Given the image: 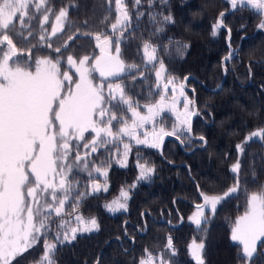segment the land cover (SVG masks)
<instances>
[{
    "label": "trees",
    "instance_id": "obj_1",
    "mask_svg": "<svg viewBox=\"0 0 264 264\" xmlns=\"http://www.w3.org/2000/svg\"><path fill=\"white\" fill-rule=\"evenodd\" d=\"M124 3L131 19L122 36L120 31H111V25L117 20L115 0H48L49 23L38 26L34 19L31 35H14V42L18 48L30 51L29 60L34 61L58 55L39 40L41 34L52 42L53 48L62 45L68 36H75L70 42V46L75 45L72 48L75 56L98 55L94 37L108 35L114 43L119 42L125 64L137 65L136 69L126 67L124 75L111 81L120 83L126 96L134 103L138 101L142 111L145 104L158 99L156 93L161 91L156 87L158 65L154 68L147 64L141 54L144 41H151L157 46L158 59L166 66V75L180 82L190 77L185 90L190 99H193L191 90L196 95L198 114L192 137L181 134L180 142L186 151H191L205 144L199 140L203 136L207 146L187 154L177 140L167 139L161 157L158 148L130 144L126 166L117 162L120 159L117 145L99 148L88 159L97 166L108 165L106 178L93 177L108 184L107 191L92 194L87 173L81 172L78 177L85 186L80 191L88 192L79 201V214L85 219L95 218L99 230L77 234L70 243H57L55 264H96L97 260L100 264H138L147 253L170 257L171 264H196L188 251L193 241L204 244V264H245L241 248L232 241L231 235L234 222L247 210L250 193L264 186V140L246 139L253 131L264 128V28L259 27L264 17L251 10L238 9L224 15L226 29H230V45H227V31L219 29L213 35V25L221 13L230 10L228 0H141L139 5L135 0H125ZM61 8L68 10L66 20L62 21L64 31L53 37L51 25ZM169 15L173 22L161 25L162 17ZM153 16L157 23L153 22ZM161 26L163 31L157 32L156 28ZM230 49L236 51L226 61L227 76L222 89L213 92L223 80L222 61ZM61 68L65 70V65ZM113 104L117 105L118 100ZM118 107L126 106L119 104ZM113 110L118 118L131 117L130 112ZM162 117H166L164 126L170 130L175 118L169 114ZM113 124L115 131V121ZM238 145L242 146V152ZM118 146L122 152L123 146ZM237 162L240 169L234 173L231 169ZM140 163L154 167L155 172L132 189L138 181L137 164ZM237 183L238 192L222 200L214 213L207 212L199 228L188 221L194 204L201 202L198 188L202 195L221 196ZM125 187L130 190L127 210L110 214L105 205ZM71 204L70 200L65 205L62 217L52 214L48 221L50 231L17 257L21 264H38L45 239L55 242L60 222L67 221V227L76 226L75 215H67ZM180 217L183 223L174 227L180 223ZM169 237L175 248L174 256L166 247ZM259 245L253 264H264V249Z\"/></svg>",
    "mask_w": 264,
    "mask_h": 264
},
{
    "label": "snow or ice",
    "instance_id": "obj_2",
    "mask_svg": "<svg viewBox=\"0 0 264 264\" xmlns=\"http://www.w3.org/2000/svg\"><path fill=\"white\" fill-rule=\"evenodd\" d=\"M135 3L139 5L141 0ZM230 5L233 9L251 10L264 17V0H230ZM115 7L119 16L111 28L115 32L119 26L122 36L127 26L125 22L131 17L124 0H115ZM50 14L48 0H0V264H21L17 257L32 248L41 235L46 236L52 214L62 217L65 205L71 200L67 215H75L76 226L67 227V221L60 222L55 242L45 239L44 252L38 261V264H55L53 256L57 243H70L77 233L99 230L95 218L85 219L79 214V201L88 192L80 191L85 186L80 184L78 177L81 172L87 173L92 194L107 191L93 178V173L106 178L108 165L97 166L88 157L96 154L99 148L114 144L120 155L117 162L126 166L131 145L123 137L151 148H159L168 136L179 139L182 134L191 139L188 134L192 132V117L198 114V109L193 107L194 100L185 93V83H177L175 77L165 75L167 69L157 57V46L149 40L144 41L141 54L154 68L158 65L156 87L163 94L158 91V99L143 106L146 113L141 111L138 101L134 103L126 96L120 83L109 79L119 77L126 67L136 69L137 65L125 64L119 44L113 48L114 42L108 35H95L98 55L75 56L72 54L75 45L70 46L75 36H68L67 41L53 48L52 42L41 34L39 40L58 55L30 61L31 52L18 48L13 36L31 35L33 20L38 26L47 25ZM67 16L68 10L61 8L51 25V36L64 31L62 21ZM153 22L157 23L154 16ZM171 22L169 15L162 17L159 23ZM259 27L264 28V20ZM221 28H226L223 13L213 25V35ZM156 31H163V27H157ZM62 63L67 70H61ZM94 73H98L99 80ZM116 100L118 104L114 105ZM119 104L126 107L119 109ZM113 109L130 112V119L118 118ZM165 112L175 115L170 130L164 126L166 117H162V113ZM86 133L94 135L86 138ZM252 137L264 140V128L253 131L246 139ZM199 140L206 143L203 136ZM238 148L243 151L242 146ZM138 167L141 180H148L155 172L154 167L146 163ZM239 169L237 162L231 170L238 173ZM238 189L237 183L225 195L235 194ZM128 199L130 194L124 191L121 199L106 204L105 208L111 213L126 211ZM221 199L218 195H203V204L196 206L191 217L198 228L205 218V207H210L214 213ZM247 204L245 213L234 222L231 239L242 245L241 259L245 264H253L258 242L264 240V186L250 193ZM259 246L264 249V243ZM166 247L174 256L170 237ZM203 249L202 242L193 241L190 246L196 264H204ZM138 264H171V259L147 253V258Z\"/></svg>",
    "mask_w": 264,
    "mask_h": 264
},
{
    "label": "rangeland",
    "instance_id": "obj_3",
    "mask_svg": "<svg viewBox=\"0 0 264 264\" xmlns=\"http://www.w3.org/2000/svg\"><path fill=\"white\" fill-rule=\"evenodd\" d=\"M125 1V0H124ZM117 11V10H116ZM118 16H119V13L117 12V19H118ZM54 21H55V19H54ZM129 21H127V22H125L126 24L128 23ZM54 23V22H53ZM111 31H113L112 30V28H111ZM116 31H120V28H119V26H118V28L116 29ZM115 31V32H116ZM114 32V31H113ZM119 44V42H115V43H113V48H115V46H116V44ZM98 53H99V49H98ZM147 62V61H146ZM147 64H149V63H147ZM62 66H64V64L62 63ZM61 70H62V68H61ZM65 70H67V68H66V65H65ZM62 71H64V70H62ZM127 72V68H126V70H125V72L123 73V74H121L120 76H122V75H124L125 73ZM166 75V74H165ZM94 76L97 78V80H99L100 78H99V75H98V73H94ZM119 76V77H120ZM116 78H118V77H116ZM116 78H109L110 80H113V79H116ZM176 80V79H175ZM176 82L177 83H179L180 81H178V80H176ZM105 83H107V81H105ZM158 83V82H157ZM185 93H186V90H185ZM161 94H163L162 93V90H161ZM171 95V92H169V96ZM186 95L189 97V95L186 93ZM190 98V97H189ZM183 103V99L181 98V104ZM142 112H144V113H146V109L143 107L142 108ZM164 114H169V115H171L173 118H175V115L173 114V113H168V112H165V113H162V115H164ZM158 119H160V118H158ZM150 127V126H149ZM87 134H89L90 136H92V135H94V134H92V133H86V135ZM252 138H257V137H252ZM123 139H126L130 144H132V145H134V146H137V147H147V148H151V147H148V146H146V145H137L136 143H135V141H129L128 140V138L127 137H123ZM120 147H122V144H120ZM153 149H156V148H153ZM122 151H123V149H122ZM129 152H130V150H129ZM127 162V161H126ZM121 165V164H120ZM137 167H138V164H137ZM138 170L140 171V169H139V167H138ZM95 176H99V177H102V178H105L104 176H102V175H99V174H97V173H93V177H95ZM145 181H147V180H141V179H139V176H138V181L131 187L132 189L136 186V184L138 183V182H145ZM99 183H101V184H103L107 189H108V184H106V183H102V182H99ZM124 191H130L129 190V188H127V187H125V188H123L121 191H120V193H119V195L116 197V198H114L112 201H114V200H119V199H121V194H122V192H124ZM101 192H105V191H101ZM228 193V192H227ZM129 194H130V192H129ZM226 194V193H225ZM221 195V197H222V199H221V201L222 200H224V199H226L227 197H229V196H231V195H233V194H231V195ZM112 201H110V203L112 202ZM128 201H129V199L127 200V208H128ZM201 201V200H200ZM201 203V202H200ZM199 204V203H198ZM219 205V204H218ZM217 205V206H218ZM122 211H124V210H121V211H117V212H115V213H111V212H109L110 214H116V213H119V212H122ZM195 212H196V206H194V209L191 211V214H190V216L188 217V221L190 222V223H192V224H194L193 223V221L191 220V217L195 214ZM207 212H211V209H210V207H205V218H204V220L202 221V222H204L205 221V219H206V213ZM212 213V212H211ZM54 214V213H53ZM55 215V214H54ZM202 224V223H201ZM195 225V224H194ZM196 226V225H195ZM94 232V231H93ZM88 233H92V232H88ZM88 233H84V234H88ZM77 234H83L82 232L81 233H77ZM233 241V240H232ZM235 244H237L240 248H241V254H242V245H239L238 244V242H235V241H233ZM261 242V241H260ZM260 242H258V245L260 244ZM193 242H191L189 245H188V251H189V255H190V257H191V259L195 262V260L192 258V256H191V252H190V246H191V244H192ZM258 245H257V248H258ZM257 252V251H256ZM147 258V255L144 257V258H142V259H146ZM196 263V262H195Z\"/></svg>",
    "mask_w": 264,
    "mask_h": 264
},
{
    "label": "water",
    "instance_id": "obj_4",
    "mask_svg": "<svg viewBox=\"0 0 264 264\" xmlns=\"http://www.w3.org/2000/svg\"><path fill=\"white\" fill-rule=\"evenodd\" d=\"M228 1H230V0H228ZM235 10H236V9H233V8L231 7L230 10H229L227 13H223V16H224V15H229V14L233 13ZM221 29H224V30L227 31V34H228V35H227V38H226V43H227V45H230V33L228 32V29H226V28H221ZM235 51H236V50L230 49L228 56H227L226 58L223 59V61H222V64H223V70H224L223 80H222V82L220 83V85H219L218 88L213 89V90H211V91L216 92V91H219V90L222 89V86H223L224 80H225V78H226V76H227L226 61L229 59V57H231V56L233 55V53H234ZM189 78H190V77H189ZM189 78H187L186 80L184 79V83H185V84H186V81H187ZM191 91H192V93H193V100H194V105H193V107H194L195 109H197L196 95H195V93H194L193 90H191ZM195 118H196V115L192 117V121H191V124H192V132L189 134L190 137H192V133H193V125H194ZM167 139H175V140H177V141L180 143L182 150L185 151L187 154H191V153H193V152H194L196 149H198V148L205 149L206 146H207V144L205 143L203 146H196V147L193 148L191 151H186V150L184 149V147H183V144L180 142V139H177L176 136H168V137H165V138H164V140H163L161 146L158 148V153H159V155H160L161 157H163V155H162V150H163L164 144H165V142H166ZM172 165H174V166H179V165H175V164H172ZM198 194H199V198H200V200H201V203H199V204H194V206H197V205H201V204H203V195L201 194V191H200L199 188H198ZM182 223H183V219L180 217V223H179L178 225H173V226H174V227H178V226H180ZM144 233H145V232H142L141 234H144ZM111 242H112L111 240L108 241L107 245L110 244ZM133 245H134V242H133Z\"/></svg>",
    "mask_w": 264,
    "mask_h": 264
}]
</instances>
